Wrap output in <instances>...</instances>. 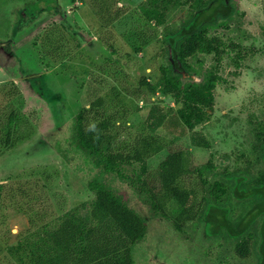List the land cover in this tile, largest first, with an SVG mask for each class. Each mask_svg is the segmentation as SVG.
Segmentation results:
<instances>
[{"label":"rangeland","instance_id":"rangeland-1","mask_svg":"<svg viewBox=\"0 0 264 264\" xmlns=\"http://www.w3.org/2000/svg\"><path fill=\"white\" fill-rule=\"evenodd\" d=\"M50 1L0 0V115H4L2 133L10 130L9 145L0 147V185L39 186V201L30 205L37 227H49L47 223L57 227L66 214L83 217L92 208L94 196L85 182L95 173L83 165L80 151L73 152L72 137L77 115L95 97L105 99L106 114L117 116L118 132H142L147 105L177 109L171 98L159 92L147 96L138 79L143 72L159 76L165 66L161 36L176 31L189 18L186 4L161 15L151 0H57L56 11L47 12ZM26 3L36 4L26 10ZM231 4L243 15L207 36L221 42L219 62L198 53L188 59L198 74L183 79L201 82L209 69L220 78L207 118L193 127L205 137L208 149L190 146L191 132L186 128L179 129L182 137L174 142L164 140L167 147L185 151L189 165L211 164L213 175L204 177L205 193L216 188L218 198L226 187L219 175L243 166L237 157L255 145L252 129L264 112V93H252L239 107H229V93L240 86V71L248 69L264 81V27L257 29L240 10L241 0ZM23 13L37 15L22 18ZM137 47L140 52H134ZM144 94L147 104L140 101ZM11 112L14 119L6 127ZM166 154L146 160L143 171L141 164L129 165L128 185L111 184L129 208L146 220L145 240L131 249L133 264H254L252 258L239 260L222 239L204 237L200 220L178 229L163 215L152 214L147 197L137 188L142 173L153 177ZM6 193L0 191V264H14L1 238L4 231L25 232L31 217L8 206Z\"/></svg>","mask_w":264,"mask_h":264},{"label":"trees","instance_id":"trees-1","mask_svg":"<svg viewBox=\"0 0 264 264\" xmlns=\"http://www.w3.org/2000/svg\"><path fill=\"white\" fill-rule=\"evenodd\" d=\"M51 1L55 3V0ZM151 4L161 15L184 4L189 11L187 22L176 31L161 36L165 66L160 68L159 76L143 72L138 79V85L145 88L147 96L159 92L171 98L177 109L157 103L147 105L144 130L132 133L118 132L117 116L105 113V99L99 95L77 115L72 137L73 152L80 151L83 165L95 173V177L85 182L94 201L91 210L83 217L68 213L57 227L51 223L46 224L49 227H37L34 222H37L36 213L30 205L39 201L38 195L42 193L39 186L12 182L0 185V191L7 192L4 195L8 206L31 217L25 232L13 235L8 230L1 238V244L7 247L6 252L14 264H133L131 249L145 240L146 220L129 208L111 184L117 181L128 185L126 168L129 165L141 164L143 171L146 160L165 152L167 154L158 164L154 176L142 173V184L137 188L147 197L152 214L163 215L178 229L200 220L204 237L222 239L233 248L239 260L252 258L254 264H264V112L252 129L255 145L249 153L237 157L238 162L243 161V166L219 175L226 185L225 190L221 189L224 194L220 198L216 197V188L205 193L204 177L209 173L213 175L209 162L200 166L189 165L185 151L164 144V140L171 143L181 138L179 129L186 128L191 132L190 146L208 149L205 137L193 131V127L207 118L206 110L213 107V91L220 78L214 69H209L201 82H183V79L198 74L188 59L198 53L207 54L212 55L217 64L223 52L221 42L216 37H207L208 33L227 28L229 23L238 19L237 15L243 14L235 12L231 0H192L186 3L151 0ZM34 5L26 3L25 8ZM45 10L54 12L56 7L49 6L48 2ZM22 15L25 18L31 13ZM140 50L137 47L134 52ZM197 63L201 65L202 62ZM145 94L140 101L147 104ZM5 102L2 98L1 103ZM3 118L1 114L2 149L9 145L10 137V130L2 133L5 129ZM13 119L11 112L6 127H11ZM2 134H5L3 139ZM62 156L69 163L66 155Z\"/></svg>","mask_w":264,"mask_h":264},{"label":"clouds","instance_id":"clouds-1","mask_svg":"<svg viewBox=\"0 0 264 264\" xmlns=\"http://www.w3.org/2000/svg\"><path fill=\"white\" fill-rule=\"evenodd\" d=\"M240 10L257 25V29L264 27V0H241ZM253 24L249 23L248 28ZM237 80L240 86L235 87L229 95L232 97L229 107H239L252 93H264V81L258 80L256 74L248 69L240 71Z\"/></svg>","mask_w":264,"mask_h":264},{"label":"flooded vegetation","instance_id":"flooded-vegetation-1","mask_svg":"<svg viewBox=\"0 0 264 264\" xmlns=\"http://www.w3.org/2000/svg\"><path fill=\"white\" fill-rule=\"evenodd\" d=\"M50 5H51V6H55V7L57 8V6H58V2H57V0H55V3H54V1H53V2H52V1L49 2V6H50ZM31 17H32V16L30 15L29 18H31ZM0 53H1V52H0Z\"/></svg>","mask_w":264,"mask_h":264},{"label":"water","instance_id":"water-1","mask_svg":"<svg viewBox=\"0 0 264 264\" xmlns=\"http://www.w3.org/2000/svg\"><path fill=\"white\" fill-rule=\"evenodd\" d=\"M0 50H1V48H0ZM12 233H15V231L13 230Z\"/></svg>","mask_w":264,"mask_h":264}]
</instances>
